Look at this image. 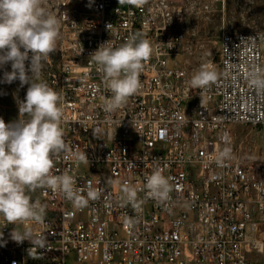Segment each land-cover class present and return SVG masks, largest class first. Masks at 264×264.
<instances>
[{
    "label": "built area",
    "instance_id": "2783aa9c",
    "mask_svg": "<svg viewBox=\"0 0 264 264\" xmlns=\"http://www.w3.org/2000/svg\"><path fill=\"white\" fill-rule=\"evenodd\" d=\"M226 2L43 0L60 36L42 79L64 95L61 126L70 146L55 159L53 174L67 171L85 194L90 182L101 196L81 209L61 193L37 189L31 195L46 205L43 223L4 226L0 217V264H264V89L250 86L246 75L259 68L264 77V30L222 26L217 58L207 62L217 74L210 87L192 89L193 72L175 62L190 10L223 12ZM135 32L152 47L141 88L106 112L111 93L89 55ZM234 125L256 129L254 156ZM225 147L231 158L219 163ZM72 148L86 153L89 164L76 168ZM157 166L172 185L163 203L144 187ZM125 181L138 190L135 208L122 203ZM13 227L45 235L50 250L31 258L28 241L11 240Z\"/></svg>",
    "mask_w": 264,
    "mask_h": 264
},
{
    "label": "clouds",
    "instance_id": "9594fccd",
    "mask_svg": "<svg viewBox=\"0 0 264 264\" xmlns=\"http://www.w3.org/2000/svg\"><path fill=\"white\" fill-rule=\"evenodd\" d=\"M123 2L125 0H119V4ZM107 27L109 30L110 25ZM59 36V20L43 6V0H0V68L11 65V71H4L0 83L11 84L18 80L21 87L28 85L25 98L17 99L18 118L6 123L0 117V217L4 226L26 225L30 221L43 223L46 205L31 195L37 189L61 193L81 209L101 196L90 182L85 194V189L77 188L76 179L67 171L53 174L55 159L70 152L61 126L64 95L42 79ZM151 54V44L140 32L130 33L118 47L109 40L90 53L89 62L96 66L103 87L111 93L104 99L106 112L122 108L129 97L138 93L140 75ZM260 72L256 68L246 75L250 86L264 89ZM216 80V72L202 64L190 85L192 89H204ZM71 156L76 168L81 163L89 164L87 154L76 148L71 149ZM230 158L231 148L225 147L217 160L223 163ZM144 187L147 196L160 203L167 201L172 191L170 177H166L159 166L145 177ZM121 193L122 203L137 206L136 187L125 181ZM2 236L0 232V238ZM10 237L18 245L28 241L31 247L27 251L33 259L39 258L34 255L37 250H50L46 236L34 233L31 228L13 227Z\"/></svg>",
    "mask_w": 264,
    "mask_h": 264
},
{
    "label": "rangeland",
    "instance_id": "374dc122",
    "mask_svg": "<svg viewBox=\"0 0 264 264\" xmlns=\"http://www.w3.org/2000/svg\"><path fill=\"white\" fill-rule=\"evenodd\" d=\"M187 26L184 44L179 55L175 56V62L194 75L202 64L216 60L222 26L237 31L264 30V0H227L223 12H197L193 8L187 14ZM55 64L56 59L53 57V66ZM4 71H11L10 63L0 68V80L3 79ZM23 97L18 80L11 84L0 83V117L5 122L18 114L17 99L22 100ZM232 130L242 140L248 154L254 156L258 145L256 129L248 125H234Z\"/></svg>",
    "mask_w": 264,
    "mask_h": 264
}]
</instances>
